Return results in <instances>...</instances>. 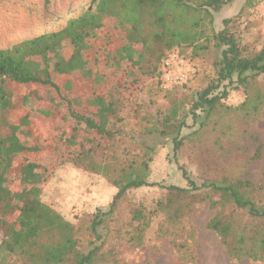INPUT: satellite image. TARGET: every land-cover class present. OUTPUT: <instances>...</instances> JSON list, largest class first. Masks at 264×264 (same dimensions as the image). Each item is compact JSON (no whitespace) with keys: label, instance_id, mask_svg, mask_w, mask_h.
Returning a JSON list of instances; mask_svg holds the SVG:
<instances>
[{"label":"trees","instance_id":"trees-1","mask_svg":"<svg viewBox=\"0 0 264 264\" xmlns=\"http://www.w3.org/2000/svg\"><path fill=\"white\" fill-rule=\"evenodd\" d=\"M226 3L227 0H92L62 29L0 48V264H153L149 260L124 259L119 244L146 245L154 223L156 233L170 236L172 246L183 259L193 258L191 241L195 229L191 217L203 204L212 210L206 228L219 237L232 259L264 262V185L256 186L251 180L228 174L220 178L202 176L198 182L186 169H182L188 182L185 187L150 179L156 155L168 145H172L175 156L187 143L195 148L207 144L220 148L237 122L241 126V122L256 118L262 110L264 87L258 77L264 74V46L250 50L231 29V18L223 19L222 28L216 27L215 14ZM114 18L128 27L127 42L140 46L143 75L159 72L169 51L186 46L192 48L194 58L208 60L211 73L191 94L165 92V107L152 98L138 105L144 113L134 111L133 121L127 122L117 101L103 95L94 93L88 104L79 106L78 99L68 92L72 82L63 83L58 77L81 69L91 76L82 59L90 33ZM62 50L69 54L61 55ZM30 85L56 92L63 109L57 106L54 112L61 110L62 117L73 122V133L90 143L72 159L86 153L94 155V161L84 170L102 176L111 185L108 203L72 214L58 204L47 203L42 193L56 168L65 162L63 159L55 168L32 161L26 165L35 176L28 179V186H36L35 196L18 203L5 191L12 156L45 148L28 146L18 136L19 129L25 131L31 124L32 115L24 116L18 125L6 114L14 103V87ZM231 86L245 94L236 106L223 102ZM152 91L155 95L162 93L160 84ZM45 96L34 98L38 102ZM49 98L56 103L53 93ZM199 110L205 113L204 120L195 130L182 135L189 116L197 123ZM110 117L114 118L112 128L108 126ZM29 134L26 136L32 138ZM76 137L67 136L65 140ZM148 186L163 189L162 195L150 204L133 195ZM16 212L21 219L14 228L11 218Z\"/></svg>","mask_w":264,"mask_h":264},{"label":"rangeland","instance_id":"rangeland-1","mask_svg":"<svg viewBox=\"0 0 264 264\" xmlns=\"http://www.w3.org/2000/svg\"><path fill=\"white\" fill-rule=\"evenodd\" d=\"M91 1L0 0V48H8L21 40L62 29L68 20L81 15L90 6ZM261 9V0H227L225 6L215 14L216 27L222 28L223 19L231 18V29L236 31L250 50H258L264 46V18L260 16ZM127 28L119 18H114L107 26L92 30L82 54V59L86 60L84 67L92 72L91 76L85 75L81 69L75 70L69 76L58 77L63 83L72 82L68 92L78 99L79 106L82 103L88 104L89 97L94 93L103 95L117 101L119 111L122 110L121 115L129 122L137 109L144 113V109L141 112L138 105L147 104L152 98L158 105L165 107V92L191 94L192 90L203 85L205 75L211 73L208 60L194 58L192 48L186 46L176 47L177 49L169 51L167 55L168 57L179 54L183 60L181 71L188 75L184 82L179 84L175 80H167L166 77L170 73L164 71L163 64L159 72L151 76L143 75L140 70V46L127 42ZM68 52L62 50L60 54L67 56ZM173 75L175 74L172 73L171 77ZM258 79L264 87V74ZM156 84H160L162 88V93L158 95L152 91ZM228 91L223 100L227 106H236L244 100L245 94L239 88L231 86ZM51 93L58 101L56 92H51L46 87H14V103L7 109L6 114L18 125L24 116L32 115L31 124L25 131L19 129L18 136L21 142L28 146L44 145L45 148L42 147L43 150L38 152L21 151L12 156V166L5 179V191L18 203L29 196H35V184L28 186V179H34L35 176L27 170L26 165L32 161L55 168L57 162L63 159L65 162L56 168L44 188L43 199L47 203L60 205L63 211L69 214L84 209L85 212L95 209L99 203H108L111 198V185L102 176L84 170V166L91 164L95 159L92 153L72 159L75 153H79L90 143H87L82 135L79 136V133H73V122L64 119L61 110L54 112L55 107L62 106L61 100L57 105V101L55 103L49 98ZM35 95L46 96L44 100L37 102ZM186 106L189 108V104ZM204 117L205 113L200 110L197 123L189 116L182 135L195 130ZM108 121V126L112 128L114 118ZM121 129L126 130L123 126ZM28 133H31L29 135L32 138L26 136ZM76 135L75 139L65 140L67 136ZM222 142L220 148H215L212 144L195 148L187 143L176 156L172 145H168L156 155L150 179L166 185L185 187L188 182L182 175V169H186L198 182L202 176L220 178L228 174L251 180L256 186L264 185V105L256 118L241 122V126L237 122L234 131ZM162 193L163 189L160 187L148 186L137 189L133 195L136 199L150 204ZM211 215L212 210L208 204H203L191 217L195 229V237L191 241L194 248L193 258L183 259L182 253L172 246L170 236L156 233V223L148 232L146 245L138 247L121 242L120 255L126 260H149L153 264H264L248 259H232L226 253L219 237L206 228ZM11 219L14 228H17L21 215L16 212Z\"/></svg>","mask_w":264,"mask_h":264},{"label":"built area","instance_id":"built-area-1","mask_svg":"<svg viewBox=\"0 0 264 264\" xmlns=\"http://www.w3.org/2000/svg\"><path fill=\"white\" fill-rule=\"evenodd\" d=\"M261 2H262V9L260 16L264 18V0H261ZM162 64L164 71L170 73L166 77L167 80L172 79L175 80L176 83L181 84L187 79L188 75L185 72L181 71L180 65L184 64V62L182 59H180L179 54H173L171 56L166 57ZM172 73H174L175 75L171 77Z\"/></svg>","mask_w":264,"mask_h":264}]
</instances>
